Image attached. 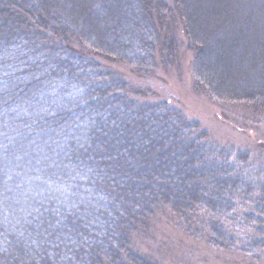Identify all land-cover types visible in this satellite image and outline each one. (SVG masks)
<instances>
[{
	"label": "trees",
	"instance_id": "trees-1",
	"mask_svg": "<svg viewBox=\"0 0 264 264\" xmlns=\"http://www.w3.org/2000/svg\"><path fill=\"white\" fill-rule=\"evenodd\" d=\"M196 6L0 0V264H163L140 244L162 215L264 264V170L125 80L176 65L181 29L194 91L264 119V0Z\"/></svg>",
	"mask_w": 264,
	"mask_h": 264
},
{
	"label": "rangeland",
	"instance_id": "rangeland-1",
	"mask_svg": "<svg viewBox=\"0 0 264 264\" xmlns=\"http://www.w3.org/2000/svg\"><path fill=\"white\" fill-rule=\"evenodd\" d=\"M223 0H193L194 10L205 20H210L220 14V9L208 13L206 8ZM230 7V5H229ZM232 9V7H230ZM227 12L230 18L234 10ZM221 23L209 25L202 21V32L210 31ZM179 29V28H178ZM179 37V57L176 65L167 69L160 67L154 79L144 80L127 76L126 81H137L147 88L160 93L161 99L171 98L176 106L183 109L185 115L200 123L212 139L219 145L248 156L247 171L251 173L264 170V119L254 120L245 108L240 106L220 105L215 100L198 95L192 86V54L187 51V41L183 31L175 30ZM145 82V83H144ZM251 179V177H249ZM142 249L155 255L163 264H262L239 256L228 250L210 247L202 238H190L171 221L168 216H161L149 238L140 243ZM144 252V253H145Z\"/></svg>",
	"mask_w": 264,
	"mask_h": 264
}]
</instances>
